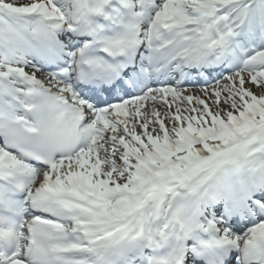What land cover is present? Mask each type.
Returning a JSON list of instances; mask_svg holds the SVG:
<instances>
[{"label": "snow or ice", "instance_id": "6c2138e0", "mask_svg": "<svg viewBox=\"0 0 264 264\" xmlns=\"http://www.w3.org/2000/svg\"><path fill=\"white\" fill-rule=\"evenodd\" d=\"M0 264H264V0H0Z\"/></svg>", "mask_w": 264, "mask_h": 264}]
</instances>
